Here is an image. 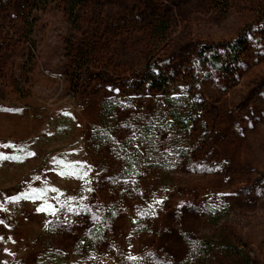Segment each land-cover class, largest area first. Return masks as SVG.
I'll return each mask as SVG.
<instances>
[{"label":"rangeland","instance_id":"374dc122","mask_svg":"<svg viewBox=\"0 0 264 264\" xmlns=\"http://www.w3.org/2000/svg\"><path fill=\"white\" fill-rule=\"evenodd\" d=\"M27 3L0 12V264H237L201 256L219 232L263 263L264 0H91L78 30L56 2L29 40ZM241 34L235 69L198 54Z\"/></svg>","mask_w":264,"mask_h":264},{"label":"trees","instance_id":"16d2710c","mask_svg":"<svg viewBox=\"0 0 264 264\" xmlns=\"http://www.w3.org/2000/svg\"><path fill=\"white\" fill-rule=\"evenodd\" d=\"M90 1L91 0H28L26 7L28 14L23 20L22 25L26 39L29 40V35L33 29V22L30 16L34 11H39L52 3L59 2L64 6L68 20L71 22L74 29L78 30L81 25V11L89 5ZM210 2L215 7L221 9H226L229 5V0H210ZM14 3L15 0H0V12L9 10ZM154 28V30L164 35L169 28V23L164 19H158L155 22ZM213 48L214 45L211 44L203 45L199 47L198 54L203 56L205 60L211 62L208 65L209 67L228 71V68H230L228 67V62L232 58L233 63L230 62L229 66L232 64L235 69L239 62V56L246 52L248 43L245 34H241L237 38L226 43V45H224L226 52L224 59H222ZM207 54L211 55V57L208 58ZM77 60L80 61L81 59L78 58ZM144 72L147 75L146 80L152 85V88L162 90L166 85L167 77L161 73L158 74V77H160L159 79H153L155 76L153 67L147 66ZM201 246L203 248L201 250V256L206 260H210L211 256L218 254L235 260L237 264H264V262L259 263L254 251L241 239H238L237 243H232L222 232L216 233V235L204 241Z\"/></svg>","mask_w":264,"mask_h":264},{"label":"snow or ice","instance_id":"6c2138e0","mask_svg":"<svg viewBox=\"0 0 264 264\" xmlns=\"http://www.w3.org/2000/svg\"><path fill=\"white\" fill-rule=\"evenodd\" d=\"M9 157H5L2 154H0V159H8ZM13 159H17L18 157H12ZM13 199H18V198H13ZM43 210V209H41Z\"/></svg>","mask_w":264,"mask_h":264}]
</instances>
